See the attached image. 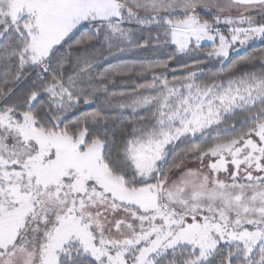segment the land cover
<instances>
[{
    "label": "snow or ice",
    "instance_id": "1",
    "mask_svg": "<svg viewBox=\"0 0 264 264\" xmlns=\"http://www.w3.org/2000/svg\"><path fill=\"white\" fill-rule=\"evenodd\" d=\"M256 40L264 0H0V264H264V55L169 79Z\"/></svg>",
    "mask_w": 264,
    "mask_h": 264
},
{
    "label": "trees",
    "instance_id": "2",
    "mask_svg": "<svg viewBox=\"0 0 264 264\" xmlns=\"http://www.w3.org/2000/svg\"><path fill=\"white\" fill-rule=\"evenodd\" d=\"M207 18V14H205ZM146 35V33H145ZM122 47H127L126 45H122ZM210 44H204L205 51L210 50ZM174 48L171 49H156L154 47L148 48L146 50H136L134 48H129V50L124 52H117L113 50V54L109 55L107 52L104 53V58H100L98 62V66L94 69L95 73L104 72L106 69H110L112 71H118L121 66L127 65L129 67L134 65H149L155 64L157 62H165L169 60V56L172 52H174ZM264 55V41L257 40L253 42L238 52H232L230 59L226 60L223 65H221L215 59L208 60L204 55H199L196 57H184L180 63L171 62L169 65V79L174 72L175 75L180 76L183 75V69L181 67L182 63L192 64L194 59H199L204 61L202 67L206 73H214L220 71L222 67H229L232 62L240 61L243 58L252 57V56H260ZM243 67V65H241ZM147 78L150 80L151 75L147 74ZM117 83L115 85H108L109 92H126L129 91L132 87V80L137 81L138 83H144L145 79L143 77L134 76L131 79L128 77L116 76ZM29 85L25 84L21 87L27 88ZM104 95L97 93L96 96L92 98L90 104H83L81 102L80 110L82 112H97L99 111L102 115L110 117L119 123H127L133 119H140V117H146L149 115L148 112L143 110H138L137 112H133L131 109H120L117 107H108L104 102ZM80 112L70 113L69 120H73L76 116H79ZM215 135V133H212ZM198 143L201 141H197Z\"/></svg>",
    "mask_w": 264,
    "mask_h": 264
},
{
    "label": "rangeland",
    "instance_id": "3",
    "mask_svg": "<svg viewBox=\"0 0 264 264\" xmlns=\"http://www.w3.org/2000/svg\"><path fill=\"white\" fill-rule=\"evenodd\" d=\"M223 30H225V31H227L226 29H223ZM257 41V40H256ZM256 41H253V42H256ZM253 42H251V43H253ZM205 44H210L211 45V43L210 42H208V43H205ZM245 47H243V48H238V50L237 51H233V52H238V51H241L242 49H244Z\"/></svg>",
    "mask_w": 264,
    "mask_h": 264
}]
</instances>
